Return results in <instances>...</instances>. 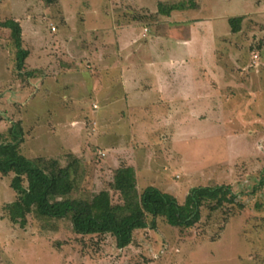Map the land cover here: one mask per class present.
<instances>
[{"label":"rangeland","instance_id":"obj_1","mask_svg":"<svg viewBox=\"0 0 264 264\" xmlns=\"http://www.w3.org/2000/svg\"><path fill=\"white\" fill-rule=\"evenodd\" d=\"M58 1L69 10L78 3L0 0V22L19 21L21 45L28 50L19 70L11 30L0 26V145L18 143L29 159L73 164L72 198L89 199L108 189L118 202L109 183L122 165L134 169L139 192L154 187L183 203L193 187L228 185L236 198L216 209L204 205L200 220L189 228L157 217L155 228L134 230L131 243L117 248L110 234H76L69 218L28 212L24 224L12 223L4 208L17 197L10 187L14 174L0 173V264H264V0H207L214 25L205 24L216 25L222 34L230 27L220 17L223 13L235 17L250 12L253 19L240 40L236 33L216 42L215 50L212 46L215 56L208 58L206 70L201 64L207 58L200 52L193 56L194 71L186 75L196 94L210 95L195 98L194 112L173 115L171 121L148 116L124 130H119L125 126L121 122L110 121L114 124L105 134L92 127V104L99 96L90 95L93 80L88 76L94 74L86 63L70 76L60 73L72 48L67 41L76 35L65 32ZM80 21L75 32L86 27ZM112 85L118 95L119 84ZM118 104L115 110L122 108ZM17 129L21 135L15 134ZM131 132L137 134L134 140ZM126 140L134 141L133 151L127 143L125 149L110 148ZM58 196V190L50 193L52 200Z\"/></svg>","mask_w":264,"mask_h":264},{"label":"crops","instance_id":"obj_2","mask_svg":"<svg viewBox=\"0 0 264 264\" xmlns=\"http://www.w3.org/2000/svg\"><path fill=\"white\" fill-rule=\"evenodd\" d=\"M198 1L78 0L72 11L58 1L65 32L76 35L67 41L72 48L64 55L66 63H62L60 73L70 76L85 62L94 74L88 77L93 80L90 95L99 96V101L92 104L91 122L95 131L99 127L97 131L101 134L108 133L114 124L110 121L125 125L119 130L132 129L134 121L142 124L148 116L153 120L171 121L173 115L189 113L195 98H210L208 93L196 94L194 82L186 75L194 71L193 56L200 52L203 59L207 58L201 64L202 71L206 70L211 63L208 58L215 56L212 46L236 33L240 40L243 27L253 17H248L250 12L238 15L243 17L240 30L233 33L229 27L222 34L216 25L214 29V26L205 24L212 22L213 18L207 0ZM220 17L227 21L230 18L224 13ZM79 20L86 27L84 31L75 32ZM87 37L88 42L84 44L82 40ZM66 39L70 38L67 36ZM195 42L200 44L196 46ZM207 81L211 85L210 80ZM112 83L119 84L121 91L118 95H113L115 86ZM203 86H207L205 80ZM69 100L77 101V98ZM118 102L122 103V108L115 110L113 106L119 105ZM137 105L141 108L138 109ZM178 106L184 111L180 112ZM136 133L143 136L139 129ZM137 134L131 132L133 140ZM128 140L121 146L112 145L110 148L113 151L115 148L125 149ZM133 140L127 143L132 151ZM71 152L78 157L75 151Z\"/></svg>","mask_w":264,"mask_h":264},{"label":"trees","instance_id":"obj_3","mask_svg":"<svg viewBox=\"0 0 264 264\" xmlns=\"http://www.w3.org/2000/svg\"><path fill=\"white\" fill-rule=\"evenodd\" d=\"M242 19V16L228 19L233 33L240 30ZM0 26L11 30L16 48V67L21 70L28 56V50L21 45L22 29L13 19L0 22ZM15 134L22 133L17 129ZM75 170L76 167L70 163L59 165L57 159H29L20 153L18 143L0 145V173L14 174L10 187L17 194L15 200L4 208L9 220L14 224H24L28 212L41 217L69 218L76 234H110L115 238L116 247L124 248L131 243L134 230L155 228L157 217L164 218L171 226L189 228L200 220L204 205L216 209L224 203H233L236 198L228 185L193 187L183 203L154 187H146L139 192L134 169L124 165L114 170L109 183V188L119 196L118 202H113L108 189L93 194L89 199L72 198ZM54 190H58L59 196L52 200L50 193Z\"/></svg>","mask_w":264,"mask_h":264},{"label":"built area","instance_id":"obj_4","mask_svg":"<svg viewBox=\"0 0 264 264\" xmlns=\"http://www.w3.org/2000/svg\"><path fill=\"white\" fill-rule=\"evenodd\" d=\"M94 107H95V105H94Z\"/></svg>","mask_w":264,"mask_h":264}]
</instances>
